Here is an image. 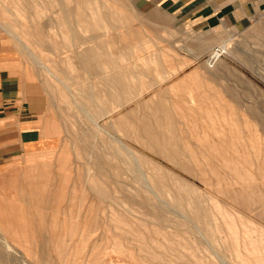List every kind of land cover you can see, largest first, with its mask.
Segmentation results:
<instances>
[{"label": "rangeland", "instance_id": "obj_1", "mask_svg": "<svg viewBox=\"0 0 264 264\" xmlns=\"http://www.w3.org/2000/svg\"><path fill=\"white\" fill-rule=\"evenodd\" d=\"M159 19L136 0H0L1 42L34 88L43 142L0 169V223L20 232L12 235L18 264H38L28 246L42 264H92L102 257L122 264L121 254L142 262L144 242L171 241L185 255L192 242L181 229L142 221L131 228L113 219L112 211L126 207L138 221L142 210L125 202L130 189L121 159L81 107L121 132L143 159L186 181L187 192L199 186L198 195L210 198L202 179H213L217 169L224 182L214 188L225 201L246 215L264 209L255 203L264 194V11L243 30L212 33L168 31L161 24L173 27L175 20ZM219 45L227 53L211 62ZM244 219L253 227L240 230L242 249L251 252L262 236L252 253L264 264V220ZM230 224L225 236L235 240ZM130 229L144 239L134 240Z\"/></svg>", "mask_w": 264, "mask_h": 264}, {"label": "bare ground", "instance_id": "obj_2", "mask_svg": "<svg viewBox=\"0 0 264 264\" xmlns=\"http://www.w3.org/2000/svg\"><path fill=\"white\" fill-rule=\"evenodd\" d=\"M4 28L7 29V27L3 26V29ZM18 40L29 52L33 53L30 46L22 38L19 37ZM219 46L222 47L224 53H227L225 45ZM54 75L57 74L54 73ZM56 78L60 80V76ZM81 110L89 116V120L94 122L93 124L98 128V131L101 130V133H103L106 139L113 145V149L115 148L113 152L114 156L121 159V163L123 164L122 171L127 182L126 185L130 189L129 197L125 198V202L131 204L135 203L142 210L139 212L140 216H137L140 219L138 221H136L137 219H131V216H136L135 212L130 210L132 213H129L130 211L126 207H124L127 210L125 213L122 211L119 213L117 210L112 211V215L114 213L113 219L115 221H122L129 226L131 225V228H134L136 223L152 222L167 228L184 230L186 234L189 236L192 235L193 238L192 242H190V244L188 243V246L185 248L187 250L186 255L181 254L171 241L169 244L156 242L150 245L144 242L142 247L139 248L142 262H138L128 255L121 254L124 256V258L122 257L124 259L122 264H252V261H257L258 264L259 260L255 258L252 252L258 249L259 243L263 242L262 236L260 239L254 240L251 243L252 250L248 252L246 247L242 249L240 230L248 231L253 227V224L244 218H251L261 225L260 222L264 220V209L258 214L246 215L247 213L239 210L236 204L225 201V198L223 196L221 197V194L216 192L214 188L216 185L221 186L222 182H224L222 176L217 175V169L214 170L213 179L210 177L209 179H202V181H204L203 185L205 186L204 191L210 198L207 197V199H203L202 196L198 195L200 190L199 186H195L192 191L187 192L189 185L186 181L182 180L181 177L171 174L170 171V173L167 172L169 170L168 167V170L166 169L167 171H165L162 167V163L156 164L143 159L139 150H137L135 146L130 145L121 132H113L101 126L99 120L94 118L93 115H90L87 109L81 107ZM84 132L87 133V131ZM151 137L153 138L154 136ZM163 158L165 157L163 156ZM142 159L150 166L144 167L141 163ZM165 162L170 165L172 164V167L176 169H181L176 161ZM32 184L35 186L37 185L36 182ZM64 184L66 185V183ZM40 185L44 186L43 184ZM65 189V186L63 189H59V193L61 194V191L62 194L65 193ZM167 191H173L180 200H173L171 197H166L164 192ZM255 203H258L259 206H263L264 194H262L261 199H256ZM113 204L114 203H111V205ZM173 204H176L178 208H175V206L173 207ZM228 221H230L231 224H229L231 226L233 225L236 229L235 235L233 236L235 240L225 236V231L227 229L230 230L228 228ZM71 227H73V224ZM255 228L258 230L257 227ZM0 231L3 234V237L0 236L2 237L0 238V264H18V260L14 253H12V249L15 244L13 237L15 235L18 236L20 232L16 230L14 234L12 226L2 223H0ZM129 231H131V229ZM131 234H133L132 237H135L134 240L144 239V235H141L139 232L131 231ZM65 248L66 247H64V250ZM25 251L29 253L38 264H42L41 259L36 256L37 250L34 247H25ZM92 264L117 263L113 258L102 257L100 260L93 261Z\"/></svg>", "mask_w": 264, "mask_h": 264}, {"label": "crops", "instance_id": "obj_3", "mask_svg": "<svg viewBox=\"0 0 264 264\" xmlns=\"http://www.w3.org/2000/svg\"><path fill=\"white\" fill-rule=\"evenodd\" d=\"M136 1L139 9L153 20H160L161 15L175 20L173 27L163 23L161 29H183L188 34L243 30L264 11V0ZM1 41L0 38V169L8 160L31 153L43 144L37 128L39 118L32 105L34 88L23 82L18 63Z\"/></svg>", "mask_w": 264, "mask_h": 264}, {"label": "built area", "instance_id": "obj_4", "mask_svg": "<svg viewBox=\"0 0 264 264\" xmlns=\"http://www.w3.org/2000/svg\"><path fill=\"white\" fill-rule=\"evenodd\" d=\"M224 54V50L221 46H217L213 49V52L210 57V61L212 62L214 59L221 57Z\"/></svg>", "mask_w": 264, "mask_h": 264}]
</instances>
